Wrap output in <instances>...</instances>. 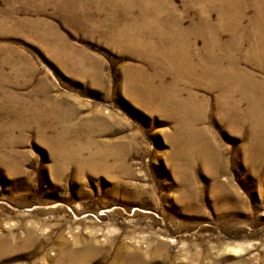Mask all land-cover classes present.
<instances>
[{
  "label": "rangeland",
  "instance_id": "rangeland-1",
  "mask_svg": "<svg viewBox=\"0 0 264 264\" xmlns=\"http://www.w3.org/2000/svg\"><path fill=\"white\" fill-rule=\"evenodd\" d=\"M139 1L151 56L113 0H0V264H264V14ZM232 60L255 94L208 79Z\"/></svg>",
  "mask_w": 264,
  "mask_h": 264
},
{
  "label": "bare ground",
  "instance_id": "bare-ground-1",
  "mask_svg": "<svg viewBox=\"0 0 264 264\" xmlns=\"http://www.w3.org/2000/svg\"><path fill=\"white\" fill-rule=\"evenodd\" d=\"M221 1H222L221 2L222 4L219 5V9H220L219 20L222 23V25L226 26V27H228L229 25H232V24L238 25V23L242 19V13L239 12V9H237V6H236L237 4L230 2L231 0H221ZM113 2L117 6H120V7L122 6V10L125 12V14H127L129 16V24L128 25L123 26L121 28H117V29H115V27L113 28L114 30H112L113 31L112 33L115 34L116 41H118L119 43L120 42H126L125 45L130 50H136V52H138L139 55L151 56L152 55L151 53H153L152 50L154 48L157 49L158 46H155L153 43H151L149 38H142V37H143V34L148 33L149 30H151V29L148 30V28H150V26L147 23H145L147 20L151 19L152 21L158 22L157 20L159 19V15H158V13H155V12H158L157 8H156V10L154 8H152L153 5H151V3H149V2L143 3L142 5H140L141 7L138 9V11H139L138 16H139L140 21H138L136 19L137 17H135V18L132 17L131 10H133L132 8H135V6H137L136 5L137 3L142 2V1H139V0H113ZM253 2H254V5L260 9L259 13L264 14V10L262 11V9H264V0H253ZM145 6L146 7L151 6V7L146 8ZM148 9H149V11H148ZM150 10H153V11H151V13H150ZM157 28L158 29H156V30H159L161 32V34L159 33V35L162 36V40H164V42L166 40V42L168 43L165 45L167 47H164V49L166 48L167 51H163L161 56L166 60V63L170 65V68H172L173 70L176 71V69H178V67L181 68V66H184L183 69L186 70L187 72H190V73L194 72L195 66L188 63V55L186 53L187 52L186 51V43L182 42L180 45L182 49L177 51V49H174L175 46L172 43V42H175L176 40L169 35L167 30H166V32H167L166 33L162 28H159V26H157ZM148 34H155V32L153 33V30H152V32H149ZM112 37H114V36H112ZM169 38L172 40V42L167 41ZM260 40H262V39H260ZM261 45H262V43H261ZM262 47H264V46H262ZM253 57H255V56H253ZM209 61L213 62L212 65H215L217 63L216 60L214 62L213 60L209 59ZM233 61L234 60H232L230 62L231 63L230 66H231L232 71L226 73L223 70H221V71H218L216 73L215 71L208 70V79L213 81V82L219 81L226 87L231 85V83L232 84L235 83L237 85V87H236L237 90H239V88H240L241 91H244L245 89L249 88L248 92L254 93V88H255V86H257V84L255 83L256 81L252 80V78L250 80V79L242 76L240 71L236 68V65H234ZM233 68H235V69H233ZM204 76H205V74H204ZM164 100H167V99L165 98ZM249 101H250V99H249ZM165 104L166 103H162V102L159 103V105L157 104V109L163 113H167L169 107H167ZM253 113H255V112H253ZM257 126L259 127L260 125H258V124L253 125V127H255V128H257ZM187 143H189L188 144L189 146L192 145L191 141H187ZM205 143H204V145H205ZM204 149L206 150V147H204ZM208 149H210L209 146H208ZM209 154H210V152L208 151V155ZM129 248L130 247H128V246H124L123 248H120L118 250L117 254H119L121 256L126 255L130 258V256H131L130 253H132L133 251L138 252V249H136V250L133 249L132 251L130 250L131 251L130 252ZM157 248H159V247H157ZM139 254H141V253H139ZM138 260H139V258H138ZM135 261H137V260L136 259H128V264L131 262H135Z\"/></svg>",
  "mask_w": 264,
  "mask_h": 264
}]
</instances>
